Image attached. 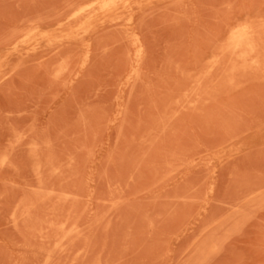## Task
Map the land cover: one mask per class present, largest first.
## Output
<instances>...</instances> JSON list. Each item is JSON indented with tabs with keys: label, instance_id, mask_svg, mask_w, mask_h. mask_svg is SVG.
Masks as SVG:
<instances>
[{
	"label": "rangeland",
	"instance_id": "rangeland-1",
	"mask_svg": "<svg viewBox=\"0 0 264 264\" xmlns=\"http://www.w3.org/2000/svg\"><path fill=\"white\" fill-rule=\"evenodd\" d=\"M92 1L0 0V264H264V0Z\"/></svg>",
	"mask_w": 264,
	"mask_h": 264
},
{
	"label": "bare ground",
	"instance_id": "bare-ground-1",
	"mask_svg": "<svg viewBox=\"0 0 264 264\" xmlns=\"http://www.w3.org/2000/svg\"><path fill=\"white\" fill-rule=\"evenodd\" d=\"M140 2H142V1H144V0H139ZM145 1H147V0H145ZM151 1V0H150ZM149 1V2H150ZM91 5L89 6V5H87L85 8H81L80 10H77V11H75L72 15H71V19H77L78 17L80 18V16L82 15V14H84L85 16H87L86 14H89L88 16H90V15H92V14H103V15H106V14H108L109 12H111L112 10H113V8L114 7H116V6H118V5H124L126 8H131V5H130V3H129V1H126V0H93L91 3H90ZM124 7V8H125ZM125 8V9H126ZM121 9H123V7L121 8L120 7V10ZM124 9V10H125ZM126 10H129V9H126ZM117 11H118V9H117ZM116 11V12H117ZM86 12H88V13H86ZM119 12V11H118ZM117 12V13H118ZM124 12V11H123ZM123 12H120V13H123ZM112 14V13H111ZM84 15H82V17H84ZM131 15V14H130ZM87 16V17H88ZM93 16V15H92ZM129 16V15H128ZM106 17V16H105ZM113 17V16H112ZM90 18H91V16H90ZM104 18V17H103ZM107 18V17H106ZM132 18V17H131ZM88 19V18H87ZM109 19V18H108ZM111 19V18H110ZM115 19V18H114ZM89 20H91V19H89ZM116 20V19H115ZM105 21V20H104ZM103 21V22H104ZM112 21H113V18H112ZM125 21H127V18H126V20ZM132 20L130 19V22H131ZM107 22V21H106ZM127 22H129V21H127ZM129 22V23H130ZM242 27L241 25H238V27L237 28H239L238 30H237V32H235L232 36H230L231 37V40H229L230 42V44H231V47H232V49L233 50H245V51H247L246 49H251V50H253V51H257L258 49H256L257 47L256 46H258V44L256 43H254L255 45H252V43L253 42H251V40L253 41L254 39H249V36H252V37H254L255 36V34H256V32H255V29H254V31H253V28H252V31L253 32H255V34L253 33V35L252 34H250L251 33V31H250V29L251 28H248L249 26H244V27H242V28H240V27ZM80 30H82V29H80ZM82 33H83V31H82ZM251 37V38H252ZM257 40V39H256ZM255 42V41H254ZM258 42V41H257ZM259 43V42H258ZM255 46V47H254ZM36 46L34 45V48H35ZM140 47V46H139ZM230 47V46H229ZM254 47V48H253ZM141 48H142V46H141ZM141 48H140V50H141ZM253 48V49H252ZM232 49H230V50H232ZM140 50H139V52H140ZM244 51V52H245ZM141 52H143V49H142V51ZM140 52V53H141ZM258 52V51H257ZM231 53V52H230ZM234 52H232L231 54H233ZM247 53V52H246ZM254 54H257V53H255V52H253ZM235 54V53H234ZM247 55V54H245V53H242V55ZM143 55V54H142ZM236 55V54H235ZM248 55H249V53H248ZM138 56H140L141 57V55H138ZM258 56V55H257ZM143 57V56H142ZM249 58H253V57H251V54H250V56H249ZM256 58V57H255ZM241 60H242V58H241ZM244 61V60H243ZM249 61V60H248ZM251 61H253V63H254V59L253 60H251Z\"/></svg>",
	"mask_w": 264,
	"mask_h": 264
}]
</instances>
